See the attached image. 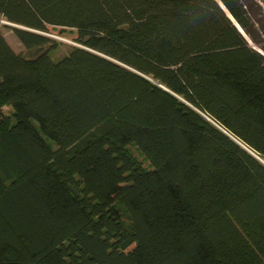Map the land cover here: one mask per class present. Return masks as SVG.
Returning <instances> with one entry per match:
<instances>
[{"label":"trees","instance_id":"16d2710c","mask_svg":"<svg viewBox=\"0 0 264 264\" xmlns=\"http://www.w3.org/2000/svg\"><path fill=\"white\" fill-rule=\"evenodd\" d=\"M0 18V264H264V0ZM51 26L77 33L58 61Z\"/></svg>","mask_w":264,"mask_h":264},{"label":"rangeland","instance_id":"374dc122","mask_svg":"<svg viewBox=\"0 0 264 264\" xmlns=\"http://www.w3.org/2000/svg\"><path fill=\"white\" fill-rule=\"evenodd\" d=\"M4 22L5 21L0 18V28L5 39L15 52H24V47L14 35L13 30L10 27L6 26ZM46 35L57 41V46L49 52L50 57L53 61H58L60 58H62V56H64L68 52L71 45H76L74 39L76 38L77 33L76 30L73 28L51 26L49 27V30ZM3 111L7 115L12 114V109L8 106L4 107ZM131 150L144 167H149V162L144 159L143 155L135 147H132Z\"/></svg>","mask_w":264,"mask_h":264},{"label":"water","instance_id":"95a60500","mask_svg":"<svg viewBox=\"0 0 264 264\" xmlns=\"http://www.w3.org/2000/svg\"><path fill=\"white\" fill-rule=\"evenodd\" d=\"M6 25H9V26H12V27H19V26H17V25H15V24H12V23H10V22H4Z\"/></svg>","mask_w":264,"mask_h":264}]
</instances>
